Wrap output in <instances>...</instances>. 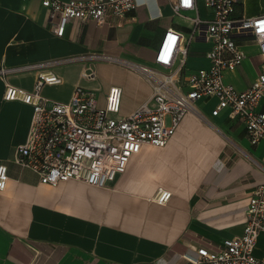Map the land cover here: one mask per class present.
<instances>
[{
	"label": "crops",
	"instance_id": "0c3cea01",
	"mask_svg": "<svg viewBox=\"0 0 264 264\" xmlns=\"http://www.w3.org/2000/svg\"><path fill=\"white\" fill-rule=\"evenodd\" d=\"M139 3L119 21L97 25L92 19H71L64 35L55 36L39 0H0V66L86 55L91 52L152 64L163 31L188 34L195 15L209 17L204 0L175 14L168 0ZM234 15L264 13V0H242ZM241 63L225 71L224 81L237 90L256 77L262 57L255 42L240 37ZM209 43L188 45L186 65L206 66ZM91 66L93 77L83 76ZM60 77L41 93L67 101L76 85L95 93L98 103L112 85L122 88L117 115H126L145 101L149 83L139 73L110 60H76L42 65ZM37 69L0 75V163L8 178L0 189V264H191L183 253L212 246L242 233L252 189L264 181V144H251L238 118L222 111L209 115L215 98L199 100L211 124L194 114L182 115L163 146L142 144L125 169L106 185L69 178L55 185L40 182L13 159L27 135L33 107L5 99L6 85L32 91ZM259 106L264 108V97ZM159 189L170 191L165 202ZM253 252L264 256V233Z\"/></svg>",
	"mask_w": 264,
	"mask_h": 264
},
{
	"label": "built area",
	"instance_id": "2783aa9c",
	"mask_svg": "<svg viewBox=\"0 0 264 264\" xmlns=\"http://www.w3.org/2000/svg\"><path fill=\"white\" fill-rule=\"evenodd\" d=\"M175 14L196 8L195 0H168ZM242 0H204L209 17L191 18L188 34L166 28L154 50L152 64L91 52L86 55L32 62L14 67L0 66V75L9 71L37 69L32 91L6 85L5 99H18L33 107L25 140L17 145L14 161L32 170L40 182L55 185L69 178L103 186L121 173L129 157L142 144L163 146L182 115L194 114L211 124L199 106V100L215 98L209 115L222 111L230 119L238 118L251 144H264V13L253 16L234 15ZM47 11V24L58 37L64 35L71 19H92L99 26L117 23L134 9L137 0H39ZM255 42L262 57L260 69L250 85L237 90L224 81L225 71L235 69L244 57L238 38ZM209 43L208 64L190 69L186 65L188 45L192 40ZM86 59L110 60L132 69L149 83L145 101L126 115L117 113L122 88L110 86L104 104L95 93L76 85L67 101H57L41 93L44 84H56L60 77L41 69L42 65ZM93 77L91 66L82 73ZM8 178L5 163H0V189ZM170 191L159 189L155 199L165 202ZM264 233V181L251 191L245 210L241 234L224 238L212 246L200 245L194 254L183 253L191 264H264V256L254 252L255 240ZM25 264H34L31 259Z\"/></svg>",
	"mask_w": 264,
	"mask_h": 264
}]
</instances>
